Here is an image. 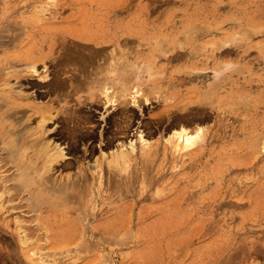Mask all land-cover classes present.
<instances>
[{
  "label": "rangeland",
  "instance_id": "1",
  "mask_svg": "<svg viewBox=\"0 0 264 264\" xmlns=\"http://www.w3.org/2000/svg\"><path fill=\"white\" fill-rule=\"evenodd\" d=\"M0 264H264V0H0Z\"/></svg>",
  "mask_w": 264,
  "mask_h": 264
},
{
  "label": "bare ground",
  "instance_id": "2",
  "mask_svg": "<svg viewBox=\"0 0 264 264\" xmlns=\"http://www.w3.org/2000/svg\"><path fill=\"white\" fill-rule=\"evenodd\" d=\"M101 48V47H100ZM103 50H105L104 48L103 49H101V50H99V51H101L102 53L104 52ZM96 52V51H95ZM96 53H98L99 54V52H96ZM106 54V53H105ZM94 55H96V54H94ZM103 55L101 54V56H97L96 55V57H98L100 60H101V57H102ZM109 57V56H108ZM106 58V57H105ZM112 58H113V56H112ZM102 59H104V57L102 58ZM107 59V58H106ZM108 60V59H107ZM106 60V61H107ZM102 61V60H101ZM34 64V63H33ZM108 64V63H107ZM111 65V64H110ZM98 66H99V63H98ZM102 67V66H101ZM107 68V67H106ZM97 69V68H96ZM102 69V68H101ZM104 70V69H103ZM114 70V69H113ZM111 71V70H110ZM108 73V72H107ZM106 73V74H107ZM119 74V73H118ZM120 74H122V73H120ZM123 74H124V71H123ZM122 74V75H123ZM129 75V74H128ZM109 76V75H108ZM119 76V75H118ZM125 76V75H124ZM107 77V76H106ZM105 77V78H106ZM114 77V76H113ZM117 76H116V74H115V78H116ZM126 77V76H125ZM132 77V76H131ZM130 77V78H131ZM108 78V77H107ZM115 78H112V79H114L115 80ZM124 78V77H123ZM126 78H128V77H126ZM133 78V77H132ZM110 79V78H109ZM103 80V79H102ZM101 80V81H102ZM108 80V79H107ZM124 80V79H123ZM100 81V80H99ZM106 81V80H105ZM115 82V81H114ZM119 82V81H118ZM75 84V83H74ZM118 84V83H117ZM113 85V84H112ZM114 86V85H113ZM118 86V85H117ZM106 88H107V86H105ZM105 87H103V88H105ZM108 87H109V84H108ZM133 87H135V85L133 86ZM101 88V87H100ZM105 88V89H106ZM114 88H115V86H114ZM114 88H112L111 87V89H112V91L113 92H111V89H110V87L109 88H107L108 90L110 89V91L109 92H111L112 93V95H116V92H115V94H114ZM117 88V87H116ZM139 88V87H138ZM102 89V88H101ZM104 89V90H105ZM118 89V88H117ZM116 89V90H117ZM135 88H132V90H130V87L129 86H127L126 87V91H125V93L127 92V94H124V92H120L121 94H124L125 96H127V95H129L130 97V99H132L134 102H135V100L137 99V95L138 94H140L138 91V93L136 92V90H138V89H136V90H134ZM76 90V89H75ZM107 90V91H108ZM102 91H103V89H102ZM118 91H119V89H118ZM135 91V92H134ZM104 92V91H103ZM109 92H106V93H108L109 95H111V93H109ZM119 93V94H120ZM102 94V93H101ZM100 94V95H101ZM107 94V95H108ZM137 94V95H136ZM95 95V94H94ZM97 95V94H96ZM99 95V96H100ZM106 95V96H107ZM112 95H111V99H112ZM104 96V95H103ZM104 97V98H108L109 99V101L110 102H113L114 100L112 99V101L110 100V98L107 96V97ZM114 97V96H113ZM128 97V96H127ZM128 98V100H130ZM134 98H136L135 100H134ZM140 98V97H139ZM103 101V100H102ZM105 102V101H104ZM130 102V101H129ZM9 103H11V101L9 100ZM106 103V102H105ZM109 103V102H108ZM126 103V102H125ZM131 103V102H130ZM102 104H104V103H102ZM134 104V103H133ZM131 105V104H130ZM115 106V105H114ZM132 106V105H131ZM16 110H13V108L11 107V106H7L6 107V109H5V113L7 112V114H6V118H5V120H6V122H5V124H4V126H5V132L7 133V135H13V137L12 138H9L10 140L8 141V142H12L13 144L14 143H18V145L19 146H23L24 144H25V142H27V141H32V144L34 143V142H37V143H35L34 145H32L33 147H34V150H33V152H31L32 153V155H29L28 156V158H24L22 155H21V157L19 156L18 157V159H19V162L18 161H16L17 162V164H16V167H17V169H18V173L15 175L16 177H17V181L19 182V184L20 185H22L23 186V188H24V190L29 194V196H31V197H33V198H35L36 196H38L39 197V195L41 196L42 194H41V192H43V191H46L47 189L49 190V188L51 187L50 186V184H52V183H50V179L49 178H47L46 177V175L45 176H42L41 174H43V173H45L46 172V169H48V168H50L51 167V165H52V162L53 161H55V157H62L63 155H64V153L62 152L63 150H62V148H60L59 150H58V147H53V151L54 150H58V152L57 151H55V153H53V154H49L48 152H47V150H46V148L48 147V145H49V143L47 142L45 145H42V144H38V141H34V138H29V135H32L33 133H35V132H37V128H33V129H35V130H33L32 128H28L27 127V129H21L19 132L17 131V125L18 124H16L15 123V121H13L12 122V120L15 118V112ZM10 119V120H9ZM18 119V118H17ZM128 119V118H127ZM124 120V119H123ZM128 120H131V119H128ZM18 121V120H17ZM188 121V120H187ZM126 122V121H125ZM129 122V121H128ZM3 124V123H2ZM127 124L128 123H126V124H124V127H127ZM129 125V124H128ZM25 126V125H24ZM2 128V127H1ZM21 128V127H20ZM26 128V127H25ZM55 129V128H54ZM90 131H93L92 129L90 130ZM91 133V132H90ZM92 134V133H91ZM143 135L140 133L139 134V138L141 139V142H142V145H145V139L142 137ZM177 136H178V144L177 145H180V143L179 142H182V144H184L185 146H187V145H189V143H190V139L187 137V133H186V131H181V132H179V133H177ZM7 142V143H8ZM11 142H10V145H11ZM22 144H21V143ZM120 142V141H119ZM20 143V144H19ZM55 143V142H54ZM134 142H133V140H130L129 142H125V144L123 143V142H120L119 143V145L115 148L116 150H115V152H114V154L111 156V162H112V165L114 166V167H119V166H121L122 164H124V163H127L128 161H130V159L132 158V151L134 150V144H133ZM12 144V145H13ZM11 145V146H12ZM142 145H141V147H142ZM5 146H7L8 147V145H5ZM10 146V147H11ZM32 146H30V147H32ZM35 146H37V148L35 147ZM59 146V145H58ZM9 147V148H10ZM13 147V146H12ZM11 147V148H12ZM21 147H20V149H21ZM5 148V147H4ZM8 148V149H9ZM18 148V147H17ZM7 148L5 149V150H8ZM28 149V148H27ZM33 149V148H32ZM13 150V149H12ZM26 150V149H25ZM12 152V151H11ZM25 152V151H24ZM67 152V151H66ZM12 154V153H11ZM23 154V153H22ZM25 154V153H24ZM39 155H41V157H39ZM26 157V156H25ZM38 158L41 160V164L39 165V167H37V164H39V162L40 161H38ZM61 162V161H60ZM62 164H64V162L62 163ZM66 164V163H65ZM20 166H22V167H20ZM51 170V169H50ZM114 172V171H113ZM51 176V175H50ZM9 178V177H8ZM51 178V177H50ZM5 179H3V181H4ZM6 180H8V179H6ZM10 180V179H9ZM8 180V181H9ZM5 182V181H4ZM64 184V183H63ZM18 185V184H17ZM70 185V184H69ZM69 185L68 184H64V185H60V186H58V187H56V189H58L60 192H62V193H66V191H67V189H68V187H69ZM10 186V185H9ZM8 186V187H9ZM7 187V188H8ZM13 187H15V184L14 185H12V187L10 186V188L12 189ZM70 188V187H69ZM10 190V189H9ZM65 191V192H64ZM68 191H70V190H68ZM83 238V237H82ZM33 253V252H32Z\"/></svg>",
  "mask_w": 264,
  "mask_h": 264
}]
</instances>
